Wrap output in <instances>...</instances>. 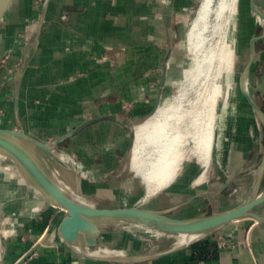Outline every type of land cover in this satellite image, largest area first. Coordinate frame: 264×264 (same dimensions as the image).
I'll use <instances>...</instances> for the list:
<instances>
[{
    "label": "crops",
    "instance_id": "obj_1",
    "mask_svg": "<svg viewBox=\"0 0 264 264\" xmlns=\"http://www.w3.org/2000/svg\"><path fill=\"white\" fill-rule=\"evenodd\" d=\"M179 7L177 0H9L0 16V127L23 129L30 136L51 141L98 116L118 114L131 121L145 117L169 80ZM236 135L238 159L240 136ZM129 146L130 131L106 119L68 138L57 152H77L92 170H126ZM257 159L244 163L238 170L243 168V172L231 184L246 168L257 166ZM196 177L180 176L164 190L179 194L197 188L188 198L201 195L173 215L192 217L236 206H216L229 186L218 191L230 175L224 181L216 177V183L208 176L201 185L193 184ZM91 182L98 187L91 186L84 193L101 200L98 190L110 187V179L94 177ZM217 183L218 188H213ZM18 197L9 206L35 201L43 208L17 226L12 240L7 239L3 264H16L35 246L37 250L23 264H264V222L252 217L232 221L160 258L135 263L96 261L62 242L37 241L34 236L46 231L48 213L55 206L33 192ZM113 197L123 199L118 192ZM10 199H2L0 205ZM182 211L188 214L180 215ZM64 215L56 214L54 222L58 224Z\"/></svg>",
    "mask_w": 264,
    "mask_h": 264
},
{
    "label": "bare ground",
    "instance_id": "obj_2",
    "mask_svg": "<svg viewBox=\"0 0 264 264\" xmlns=\"http://www.w3.org/2000/svg\"><path fill=\"white\" fill-rule=\"evenodd\" d=\"M212 3L213 0L201 1L190 28L186 33L185 41L189 51L188 56L191 60L187 71L184 72L182 79L177 84V92L167 97L162 94L156 111L135 127L136 135L129 164L135 175L145 185L146 193L142 202L154 198L158 193L173 185L193 159L204 168L203 173L193 181L194 185H201L205 182L212 167L214 157L226 169L225 149L228 128L230 126L229 122L231 117L235 119L237 117L238 98L243 95L244 97L246 96L244 91L251 96L253 101L255 100L256 104L254 116L259 130H256V127H254L255 123L251 134H260L264 138V105L255 99L253 86L250 81L251 66L246 71L251 60L249 58L242 70L239 80L240 87H237L235 82L237 80V33L239 35V32H237L235 23V25H232L231 21H229V23L223 24L220 17L223 11L225 12L226 9H229L231 14H234L236 18V14L240 9L238 0H219L215 8L212 7ZM213 9L216 17L211 22L212 35H215L217 30L220 32L223 30V37L221 38V42H213L209 37L210 39H207L209 45L205 47L202 43L206 41L205 32L209 30L210 22L208 21H210L209 16ZM255 11L256 22L262 27L260 32L262 36L264 35V11L259 5H256ZM22 140L38 154L62 187L76 199L86 202V204H92V201L88 200L73 182L70 183L61 177V174L64 173L71 175L69 171L65 170L56 161L51 160L35 143L26 139ZM2 162H10L12 164V171L1 166L0 174L3 172L8 178H22L23 182L31 186L35 193H38L36 188L26 179L25 174L15 165L12 157L0 151V163ZM254 167H248L246 171L252 170L251 172H254L256 176L254 184H258L259 180L264 178V160L256 168ZM238 172L231 171L230 177L232 179L236 178ZM254 184L253 187L255 186ZM253 190L252 188L248 194L254 198H258L264 193V190L261 192ZM38 194L41 196L40 193ZM245 200L239 204H242ZM36 212L37 209H33L30 215H35ZM92 221L95 224L97 223L94 219ZM55 224L57 227L58 224ZM116 225L105 224L99 226L101 229L108 231ZM8 230L10 231L6 232L5 236L13 232V227L12 229L11 227L8 228ZM151 230H154L156 234H164L155 229ZM105 235L106 233L103 235L104 237L102 236L103 240H107ZM164 235L168 238H176L174 246L190 243L196 238L189 235ZM5 238L3 239L0 236V264H2ZM54 238L55 241L53 243L61 244L62 242L80 255H89L94 258L123 260L133 256L148 254V251L143 253H129L122 250L119 251V249L107 251L105 249L106 244L90 249L85 245L82 238L78 239L75 243H69L62 237L56 236V233Z\"/></svg>",
    "mask_w": 264,
    "mask_h": 264
},
{
    "label": "rangeland",
    "instance_id": "obj_3",
    "mask_svg": "<svg viewBox=\"0 0 264 264\" xmlns=\"http://www.w3.org/2000/svg\"><path fill=\"white\" fill-rule=\"evenodd\" d=\"M201 1L202 0H177V2L180 5L179 13L177 14L178 32L176 34L174 41V54L172 56L170 76H169V80L167 81V85L163 90V96L166 97L171 96L177 92V84L182 79L184 72L187 71V68L190 65L191 58L188 56L189 51H188V47L186 46L185 37L187 31L190 28L192 20L197 13ZM218 1L219 0H213L212 7L215 8L218 5ZM254 1L257 6L259 5V7L264 9V0H254ZM238 4L240 9L236 14V18L234 14H231L229 9H226L225 12L223 11L220 17L223 24L229 23V21H231L230 23H232V25L236 24L237 32H239V35L237 33V62H236L237 80L235 84L237 87L238 86L240 87L239 80H240L241 72L244 69L247 61L249 60L252 52L251 38L256 28L261 29V26L256 22V11L252 4V0H238ZM212 12L210 13L211 15L209 16L210 21H208L210 22L209 30L208 32H205L206 41L205 43L204 42L202 43V45H204L205 47L209 45L208 40L210 38L213 42H218V41L221 42V38L223 37L222 35L223 30L221 32L217 30V32H215V35H212L213 33H212L211 22L216 17L214 9L212 10ZM240 40L243 42H241ZM256 46L258 48L257 50L260 52L256 55L252 63L250 81L253 86L252 88L255 99L259 103L264 105V85H263L264 84V37L260 39L258 43H256ZM243 98L245 99V101ZM241 101L244 103H242ZM238 103L239 106L237 111V117L236 119L231 117L229 122L230 126L228 128V137H227V143L225 149L226 169H224L214 157V160L212 162V167L208 175L210 181L216 180V177L218 176L221 177V181L226 180L227 177L231 174V171L232 172L238 171L240 167L247 161H249V163L251 164L255 158H258L257 162H255L257 166L261 162L264 152V138L260 134L257 135L251 134V130L253 129V125H255V123L256 125L254 127H256V130H259L257 127L258 125L256 118L254 116L255 114L254 109L250 104L248 98L246 96L244 97V95L238 98ZM138 124H136V126ZM235 133L240 136L239 153L237 159L238 162H236V167L234 169H230L229 156H230V151L233 148V144H234L233 142L236 137ZM63 152L60 151L58 152V154L61 157L65 156L66 154H63ZM70 154L72 156L74 155L76 160L80 164L81 166L80 174L82 175V178L75 177L74 175L72 177V175H69L68 173H64L65 175L61 174V177L62 178L64 177L70 183L73 182L80 192L81 191L85 192L87 189H89L92 186L93 182L91 181L93 180L94 177L107 178L108 180L110 179V184H111L110 187L106 186L105 188H101L98 190V192L99 191L101 192L100 193V196L102 198L101 200H92L88 197V199L93 203H97L100 206L103 205V207H107V206L113 207L119 205L123 206L124 204L125 205L136 204V203H141L143 201V198L146 193L145 191L146 188L142 180L139 177H137L134 171L130 168L129 163H130L131 153L128 155V158H126V163H125V165H127L126 170L125 169L92 170L89 169L85 165V163L79 158L77 152L71 151ZM190 165L186 167V169L181 173L180 176L199 177L200 174L203 173L204 168L201 167L196 162V160L193 159ZM1 166L4 168H8L9 171L10 170L12 171V164L10 162H2L0 163V167ZM257 166H255L254 168H256ZM251 171L252 170L246 172L245 170V172L240 175L241 177L239 176L240 178H238L236 184L235 185L231 184L226 189L224 194L219 196V200L221 201H216V206L218 208L237 205L244 199H247V197L249 196L248 193H250V191L252 190L253 180L255 176L254 172ZM119 177L120 178L122 177V179H120L116 183L114 181V178H119ZM207 179L208 177L206 178V180ZM213 183H216V181H213ZM219 185L220 184L217 183L215 184V186H213V188H218ZM95 186L96 185H93L92 188L95 189L96 187H98ZM195 189L197 188H193V189L190 188L188 191L179 194L170 193L169 191L168 192L163 191L158 193L159 195L157 194L156 196H154V198H151L149 203H147V205H150L152 207L172 205L174 203L187 199L193 193L192 190ZM262 189L264 190V181L262 184ZM27 192L28 194L33 192L34 196H40L38 193H35L33 191L31 186L23 182L22 178L21 179L14 177L8 178L7 176H5V174H3V172H1L0 202H2L1 200L7 198L8 196H10L11 198H15L18 197V195H24V194L26 195ZM114 192H118V194H120V196L123 198L121 199L122 201L114 199L113 197ZM211 193L212 192H210V194ZM42 208L43 205L41 203L35 201H24L22 203L21 202L15 203L7 207L5 210L1 211L0 236L3 239L6 237L3 243L4 246L7 243V239L10 241L15 236V235L13 236V234L15 232V229H17V226H20L19 224H21V222L28 221L37 214L39 215L41 213L40 211ZM33 209L35 210L37 209V212L35 215H30L31 210ZM256 211L259 214H263L264 203L257 206ZM59 213H65V210L56 206L51 212L48 213L49 215L47 217L48 222L46 224L47 225L46 231L44 233L38 232V234L34 236V238H36L37 241H39L40 243H47L49 245L53 244V241H55L54 237L56 233V231H54L56 227L54 219H56L55 215ZM185 213L188 214V212L182 211L180 212V215H184ZM10 227L11 229L13 227V232L10 235L5 236L6 232L8 233V231H10L8 230V228ZM107 232L108 233H106L107 235H105V238H109L112 241L113 246L117 247L114 248L106 244L105 249L107 251H114L119 249V251L122 250L124 252H129V253H137V251L143 253L145 251L153 250V248H155L158 244L162 249L171 248L174 246L173 244H175L176 241L175 237L168 238L164 234H156L154 230L141 229L131 225L111 227ZM5 251H6V246L4 248V252L2 256V264L4 263L3 261H4Z\"/></svg>",
    "mask_w": 264,
    "mask_h": 264
},
{
    "label": "water",
    "instance_id": "obj_4",
    "mask_svg": "<svg viewBox=\"0 0 264 264\" xmlns=\"http://www.w3.org/2000/svg\"><path fill=\"white\" fill-rule=\"evenodd\" d=\"M8 1L9 0H0V16L5 12ZM252 4L254 8H256V3L254 0H252ZM258 38L259 37L254 34L251 39V61H249L246 71H248V67L250 68V66H252V63L257 55L255 41ZM170 53L171 48L168 55ZM244 93L251 103L253 109H256V104L254 102L255 100L253 101L251 96L246 93V91H244ZM158 104L159 101L156 104L155 108L149 114L138 120H127L120 117L118 114L98 116L82 123L75 129L51 141H42L39 138L30 136L23 129L17 130L0 127V151L12 157L15 165H17L18 168L25 174V177L29 181V183H31L36 188V191L41 194V200H44L45 202L53 206L60 207L65 210V215L55 228L56 236L62 237L69 243H75L78 239L82 238L85 245L90 249H94L102 244H108L109 246L114 247L111 240L107 238V240L102 239V236L107 233V230L101 229L99 225L105 224H117L116 226L131 225L146 230L155 229L163 232L164 234L175 236L189 235L196 237L190 243L184 245L180 244L167 249L158 247L153 252H148V254L133 256L123 260L94 258L92 256L83 254L82 256H84L85 258L96 261L104 260L130 263L152 260L172 254L185 246H190L232 221L246 217H252L260 223L264 222V214H259L256 211L257 206L264 203V193L258 198H254L251 195L247 197V199L242 204L224 209L219 212H215L213 214L203 212L196 216L184 218L173 215V212L188 205L194 198L200 197L201 195H194L193 197L183 202L169 205L164 208H153L152 206L147 205L150 200L138 204L117 207H103L93 202L92 204H86V202L76 199L64 187H62L59 181L55 179L50 173L51 171L48 169L43 160L38 156V154L33 149L28 147L27 144L22 140L26 139L32 143H35L45 152V154L51 160L56 161L65 170L69 171L72 176L74 175L75 177L82 178L80 172L73 168L57 152L58 147L64 141L93 123L111 119L119 122L130 131V146L128 149L129 155L135 141L136 124L144 121L146 118L151 116L156 111ZM237 141L238 136L236 135L233 142V148L231 149L229 156L230 169H234L236 167L238 148ZM262 160H264V154ZM240 172H243V168L238 172V175L240 174ZM217 179L220 180L221 177L218 176ZM233 179L230 177L218 192H221L223 189L230 186ZM262 181L263 178L259 180L258 184H254L255 186L253 187V191L259 190ZM81 193L88 199V195L86 193L82 191ZM20 199V197H15L3 202L0 205V212L3 211L11 203L16 202ZM93 219L97 221L96 224L93 223ZM53 244L58 245L56 243ZM37 248L38 246H35L31 250H29L16 262V264H23L37 250Z\"/></svg>",
    "mask_w": 264,
    "mask_h": 264
},
{
    "label": "built area",
    "instance_id": "obj_5",
    "mask_svg": "<svg viewBox=\"0 0 264 264\" xmlns=\"http://www.w3.org/2000/svg\"><path fill=\"white\" fill-rule=\"evenodd\" d=\"M63 154H66L65 156H62V158L67 161L71 166H73L77 171L80 172L81 166L78 163V161L76 160L75 156L71 155L70 152H63ZM70 161V162H69ZM55 231V229H54Z\"/></svg>",
    "mask_w": 264,
    "mask_h": 264
},
{
    "label": "flooded vegetation",
    "instance_id": "obj_6",
    "mask_svg": "<svg viewBox=\"0 0 264 264\" xmlns=\"http://www.w3.org/2000/svg\"><path fill=\"white\" fill-rule=\"evenodd\" d=\"M262 9V8H261ZM263 11H264V9H262ZM261 29H262V27H261ZM261 29L260 28H256V30H255V32L253 33V35L254 34H256V35H260V32H261ZM253 37V36H252ZM259 37V39H257L256 41H255V48H256V50L258 49L257 48V46H256V43H258V40L260 41V39H262L263 37H264V35H260V36H258ZM261 37V38H260ZM252 39V38H251ZM260 51H258L257 50V54L259 53ZM250 58H251V56H250ZM247 97V96H246Z\"/></svg>",
    "mask_w": 264,
    "mask_h": 264
}]
</instances>
